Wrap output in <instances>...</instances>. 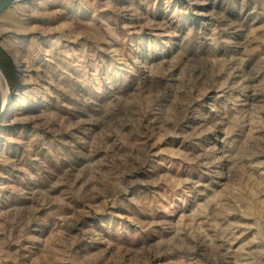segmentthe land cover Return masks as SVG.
<instances>
[{
    "label": "rangeland",
    "instance_id": "rangeland-1",
    "mask_svg": "<svg viewBox=\"0 0 264 264\" xmlns=\"http://www.w3.org/2000/svg\"><path fill=\"white\" fill-rule=\"evenodd\" d=\"M0 53V264H264V0H17Z\"/></svg>",
    "mask_w": 264,
    "mask_h": 264
},
{
    "label": "water",
    "instance_id": "water-1",
    "mask_svg": "<svg viewBox=\"0 0 264 264\" xmlns=\"http://www.w3.org/2000/svg\"><path fill=\"white\" fill-rule=\"evenodd\" d=\"M17 0H0V13L10 4H12L13 2H15ZM1 72V70H0ZM2 73V72H1ZM3 75V74H2ZM4 77V75H3ZM5 79V77H4ZM6 81V79H5ZM9 87V86H8ZM11 99H12V94H11V90L9 88V95L7 97V100L5 103H2V98H1V95H0V117L1 115L4 113L6 107L10 104L11 102Z\"/></svg>",
    "mask_w": 264,
    "mask_h": 264
},
{
    "label": "bare ground",
    "instance_id": "bare-ground-1",
    "mask_svg": "<svg viewBox=\"0 0 264 264\" xmlns=\"http://www.w3.org/2000/svg\"><path fill=\"white\" fill-rule=\"evenodd\" d=\"M0 95L2 98V103H5L9 95V87L1 72H0Z\"/></svg>",
    "mask_w": 264,
    "mask_h": 264
},
{
    "label": "trees",
    "instance_id": "trees-1",
    "mask_svg": "<svg viewBox=\"0 0 264 264\" xmlns=\"http://www.w3.org/2000/svg\"><path fill=\"white\" fill-rule=\"evenodd\" d=\"M10 65L12 64H10L8 58L0 53V67L2 68V70L8 73Z\"/></svg>",
    "mask_w": 264,
    "mask_h": 264
}]
</instances>
